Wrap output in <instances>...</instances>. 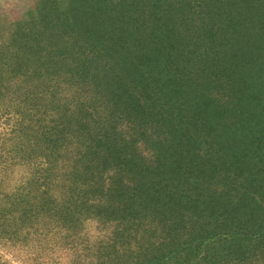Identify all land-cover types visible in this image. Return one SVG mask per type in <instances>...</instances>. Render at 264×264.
I'll list each match as a JSON object with an SVG mask.
<instances>
[{
  "label": "trees",
  "instance_id": "1",
  "mask_svg": "<svg viewBox=\"0 0 264 264\" xmlns=\"http://www.w3.org/2000/svg\"><path fill=\"white\" fill-rule=\"evenodd\" d=\"M55 11L4 45L0 66L28 86L26 144L6 159L35 184L2 204L0 243L37 244L27 264H264V0Z\"/></svg>",
  "mask_w": 264,
  "mask_h": 264
},
{
  "label": "rangeland",
  "instance_id": "2",
  "mask_svg": "<svg viewBox=\"0 0 264 264\" xmlns=\"http://www.w3.org/2000/svg\"><path fill=\"white\" fill-rule=\"evenodd\" d=\"M68 2L69 0H0V63L3 62L4 65H9V62L11 61V53L6 50L7 48L4 47V45H7L8 42L13 39V34L15 32L25 29L26 27L37 29V27H34L33 22L36 20L35 22L39 23V21H37L39 19V17L37 18L38 14L46 15V10L53 6V15L51 14V17L54 15L56 16L58 14L57 11H55V8L59 9L61 7H68ZM102 12L103 14H108L110 13V10L108 7H104ZM0 68L7 72L0 74V157H3L0 162H5V164L0 166V202H2L0 203V208H2V204L5 201L11 202L15 199H19L21 196L24 197L28 193L29 188H34L35 167L32 166V163L29 164L21 160L20 157H17L14 161L6 159V157L9 158L12 156V153L9 154V151H11L13 145L16 144L14 141H17V145L19 144L18 137L22 138V144H26L27 139L23 138V134H20L19 132L23 130L22 126L27 124L26 115L28 107L25 103V94L28 90V86L22 83L16 85V81L8 73L9 68L6 66H0ZM249 82L253 83L252 80ZM221 95H223L222 92H219V96H214V104L217 103L216 100H218ZM235 116L237 115L232 113L231 118ZM237 118L239 121V116H237ZM20 122H23V124L18 125ZM199 127H201V125H199ZM201 131L200 128V132ZM191 138H189V141L194 143ZM195 138L202 141V133H198ZM11 139L14 141L10 142L9 140ZM1 143H4V145ZM2 148L5 149L4 152L1 151ZM210 151L211 145L205 138L202 141V152L206 153ZM148 153L149 152L143 151L144 156ZM190 154H193V152L190 151ZM150 155L151 154H149V156ZM228 157L230 158L232 156L228 155ZM194 160H201V156ZM222 161L223 160H221V163ZM223 168L228 172L232 170V168L230 169L228 166ZM233 170H236L235 166ZM232 172L234 173V171ZM230 174L233 175L232 173ZM215 179H218L217 183L219 185H222L225 180L223 176H217ZM215 179L211 180L210 184H213ZM224 182L227 184L226 181ZM57 195H60L59 190L54 192V195H51V198L54 199ZM84 233H86L88 238L93 241V238L98 237L99 233L97 223L88 221ZM48 243L45 246L47 249L53 246L54 241ZM58 245H60V243ZM32 247L38 248V245L31 243L30 247L27 248L31 250H25V248L20 249L19 247L11 245L4 246V244L0 243V256L6 261H9V264H27L25 261L28 258V254L34 252ZM40 251H42V249ZM66 256H70V254H60V257H63L60 264H69L70 261L66 259Z\"/></svg>",
  "mask_w": 264,
  "mask_h": 264
}]
</instances>
